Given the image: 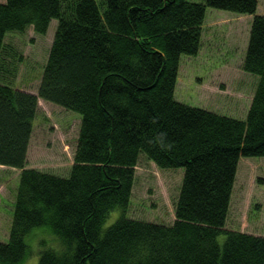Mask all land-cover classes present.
<instances>
[{
	"label": "trees",
	"instance_id": "obj_1",
	"mask_svg": "<svg viewBox=\"0 0 264 264\" xmlns=\"http://www.w3.org/2000/svg\"><path fill=\"white\" fill-rule=\"evenodd\" d=\"M259 0H0V164L21 170L0 264H264V236L226 227L242 156L264 155ZM207 7L254 14L243 68L259 76L245 119L175 98ZM56 32L35 92L13 80L6 35ZM39 99L81 114L68 176L27 166ZM141 154L184 167L175 220L128 217ZM123 214L104 228L110 212ZM50 237L52 239H50Z\"/></svg>",
	"mask_w": 264,
	"mask_h": 264
},
{
	"label": "rangeland",
	"instance_id": "obj_2",
	"mask_svg": "<svg viewBox=\"0 0 264 264\" xmlns=\"http://www.w3.org/2000/svg\"><path fill=\"white\" fill-rule=\"evenodd\" d=\"M257 13L264 14V0H259ZM253 17L254 14L207 7L199 52L181 56L175 88L177 100L246 118L259 80L257 74L243 68ZM57 24L58 20L53 18L45 35L36 33L32 27L24 33L15 31L6 35L7 42L22 53L13 80L20 89L36 91ZM80 125L81 114L77 111L39 99L27 166L68 176ZM184 171V167L161 168L141 154L125 214L136 219L172 223ZM19 180L20 169L0 164V241L9 239ZM122 214L121 208L111 211L104 228ZM226 227L264 236V155L240 158ZM30 244L34 252L22 264H38L40 245L35 239Z\"/></svg>",
	"mask_w": 264,
	"mask_h": 264
},
{
	"label": "crops",
	"instance_id": "obj_3",
	"mask_svg": "<svg viewBox=\"0 0 264 264\" xmlns=\"http://www.w3.org/2000/svg\"><path fill=\"white\" fill-rule=\"evenodd\" d=\"M20 172H21V170H20Z\"/></svg>",
	"mask_w": 264,
	"mask_h": 264
}]
</instances>
